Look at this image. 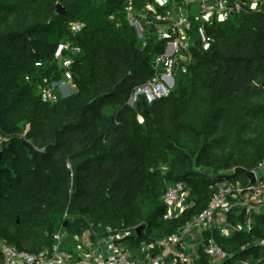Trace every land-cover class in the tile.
Returning <instances> with one entry per match:
<instances>
[{
  "label": "trees",
  "instance_id": "trees-1",
  "mask_svg": "<svg viewBox=\"0 0 264 264\" xmlns=\"http://www.w3.org/2000/svg\"><path fill=\"white\" fill-rule=\"evenodd\" d=\"M123 4L0 0V243L36 252L60 231L63 248L72 250L68 242L75 245L90 223L99 230L143 224L161 238L206 207L209 183L234 181V166L251 169L264 159V7L209 25L210 48L192 38L193 62L184 73L175 70L169 93L149 103L140 96L131 106L132 89L152 76L163 43L147 29L142 44ZM70 21L82 24L75 35ZM62 41L80 49L70 67L72 92L42 102L43 80L62 75L53 56ZM182 180L194 204L165 219L161 196ZM242 215L229 213L230 220ZM141 237L131 236L129 247ZM203 237L230 255L221 264L248 254L259 259L264 210L249 231L226 237L205 230ZM209 259L200 247L194 264Z\"/></svg>",
  "mask_w": 264,
  "mask_h": 264
},
{
  "label": "built area",
  "instance_id": "built-area-1",
  "mask_svg": "<svg viewBox=\"0 0 264 264\" xmlns=\"http://www.w3.org/2000/svg\"><path fill=\"white\" fill-rule=\"evenodd\" d=\"M193 4H197L195 11H192ZM263 7L264 0H124L123 14L129 25L135 28L142 44H145L147 29L150 36L163 43V51L153 56L152 76L134 86L127 103L133 106L140 96L148 103L166 96L173 85L175 70L184 73L193 62L192 38L196 37L202 50H208L213 40L207 32L209 25L226 20L235 13L261 11ZM67 27L75 35L82 24L70 21ZM79 50V46L70 41L57 44L53 56L60 63L62 75L57 81L43 80L44 86L39 89L42 102H54L59 96L72 92L70 67ZM64 53L68 55L64 56ZM4 140L0 134V144ZM199 170L210 173L208 168ZM249 170L254 173V183H249L244 176L245 182L223 177L209 183L211 196L206 207L178 231L153 239L144 226L136 249L125 245L124 240L138 237L135 228L139 224L124 230L110 226L99 230V224L94 226L90 223L79 236L74 237L75 250L63 248L64 234L60 231L54 233L50 248L36 252L0 243V264H194L200 247L209 256L210 264H221L230 255L213 237L204 239L203 232L216 230L228 237L251 229V212L264 210V159ZM190 190L185 180L166 188L161 196L165 205L163 218H173L194 204L189 198ZM233 208L243 213L241 220H230L229 213ZM256 244L264 248V237Z\"/></svg>",
  "mask_w": 264,
  "mask_h": 264
},
{
  "label": "water",
  "instance_id": "water-1",
  "mask_svg": "<svg viewBox=\"0 0 264 264\" xmlns=\"http://www.w3.org/2000/svg\"><path fill=\"white\" fill-rule=\"evenodd\" d=\"M196 7H197V4H193L192 5V11H195ZM55 11H56V13L61 14V13L65 12V8L62 7L59 3H56ZM0 158H1V151H0ZM232 171L244 176L245 178H247L249 180V183H254V181H255L254 173L251 170H249L248 168H245L243 166H234L232 168ZM143 228H144L143 224H139L138 226H136L135 232L138 236H141Z\"/></svg>",
  "mask_w": 264,
  "mask_h": 264
},
{
  "label": "rangeland",
  "instance_id": "rangeland-1",
  "mask_svg": "<svg viewBox=\"0 0 264 264\" xmlns=\"http://www.w3.org/2000/svg\"><path fill=\"white\" fill-rule=\"evenodd\" d=\"M176 74H177V71L174 72V75H176ZM237 178L242 180V181H245V179H244V177L242 175H237ZM129 241H131V239L130 240L129 239H125L124 240V244L125 245H130ZM67 245L70 246L69 248H71L72 250H75V245L72 242H68ZM137 246H138V244H137ZM263 258H264V253L262 254V256L260 255L259 259H255L252 254H248V256L245 259L234 258L233 260L230 261L229 264H251V263H255V262H257V261H259V260H261Z\"/></svg>",
  "mask_w": 264,
  "mask_h": 264
},
{
  "label": "crops",
  "instance_id": "crops-1",
  "mask_svg": "<svg viewBox=\"0 0 264 264\" xmlns=\"http://www.w3.org/2000/svg\"><path fill=\"white\" fill-rule=\"evenodd\" d=\"M261 212H263V210H258V211L253 210V211L251 212V215H250L251 223H253V218H254V216H255L256 214H258V213H261Z\"/></svg>",
  "mask_w": 264,
  "mask_h": 264
}]
</instances>
